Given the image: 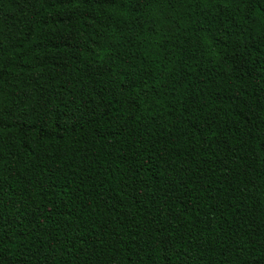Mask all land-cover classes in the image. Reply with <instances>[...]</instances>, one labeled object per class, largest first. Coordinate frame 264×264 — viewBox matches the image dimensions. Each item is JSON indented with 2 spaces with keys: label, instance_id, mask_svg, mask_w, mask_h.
<instances>
[{
  "label": "trees",
  "instance_id": "trees-1",
  "mask_svg": "<svg viewBox=\"0 0 264 264\" xmlns=\"http://www.w3.org/2000/svg\"><path fill=\"white\" fill-rule=\"evenodd\" d=\"M0 264H264V0H0Z\"/></svg>",
  "mask_w": 264,
  "mask_h": 264
}]
</instances>
